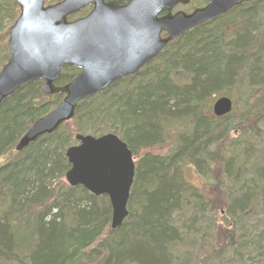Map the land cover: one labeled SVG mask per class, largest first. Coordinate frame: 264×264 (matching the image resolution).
Segmentation results:
<instances>
[{
	"label": "trees",
	"instance_id": "16d2710c",
	"mask_svg": "<svg viewBox=\"0 0 264 264\" xmlns=\"http://www.w3.org/2000/svg\"><path fill=\"white\" fill-rule=\"evenodd\" d=\"M17 16L14 0H0V70L10 58L5 26ZM79 72L65 67L56 86ZM41 86L31 82L0 105V264H264V0L189 30L17 151L64 97ZM221 96L233 110L217 117ZM108 133L136 164L117 229L107 195L66 180L76 134ZM187 166L204 187L186 180Z\"/></svg>",
	"mask_w": 264,
	"mask_h": 264
},
{
	"label": "water",
	"instance_id": "95a60500",
	"mask_svg": "<svg viewBox=\"0 0 264 264\" xmlns=\"http://www.w3.org/2000/svg\"><path fill=\"white\" fill-rule=\"evenodd\" d=\"M15 0L20 14L9 28L10 58L0 70V105L18 89L42 81L41 90L64 95L47 115L37 119L16 144L21 151L71 120L78 104L137 74L173 40L198 25L214 20L231 8L253 0H209L191 13L172 14L189 0H130L125 5L104 0ZM94 5L84 18L68 15ZM166 11L165 15H161ZM162 32L167 36L162 37ZM81 71L65 86H56L64 66ZM232 99L221 96L212 106L217 117L231 113ZM78 144L66 150L70 169L66 180L96 196L107 195L112 206L111 228L122 226L135 179L133 153L118 135L95 137L76 134Z\"/></svg>",
	"mask_w": 264,
	"mask_h": 264
},
{
	"label": "flooded vegetation",
	"instance_id": "af4514ba",
	"mask_svg": "<svg viewBox=\"0 0 264 264\" xmlns=\"http://www.w3.org/2000/svg\"><path fill=\"white\" fill-rule=\"evenodd\" d=\"M15 1V0H14ZM61 1H63V0H50V1H48V2H46V6H48V5H53V4H56V3H58V2H61ZM106 3H109V2H116L117 4H119V5H125V4H127L130 0H104ZM206 1V4L209 2V0L207 1V0H205ZM191 3V0H189V2L186 4V5H183V4H178L177 6H175L173 9H172V11H171V13L172 14H175V13H177V12H179V11H182V12H185V13H191L193 10H195V9H197L198 7H196V8H194L192 11H184V10H181V9H179V7H182V6H187V5H189ZM17 4V3H16ZM205 4V5H206ZM17 6H18V4H17ZM93 7H94V5H88V6H86V7H84L82 10H80L79 12H77V13H74V14H71V15H68V17H67V19H68V21H74V20H77V19H80V18H84V17H86L91 11H92V9H93ZM201 7V6H200ZM19 14H20V8H19V6H18V16H19ZM166 14V11H164V12H162L161 13V15H165ZM17 16V17H18ZM167 36V33L166 32H162V37H166ZM65 67H70V66H64L63 67V69L65 68ZM62 69V70H63ZM80 70V69H79ZM81 71V70H80ZM62 73V72H61Z\"/></svg>",
	"mask_w": 264,
	"mask_h": 264
},
{
	"label": "rangeland",
	"instance_id": "374dc122",
	"mask_svg": "<svg viewBox=\"0 0 264 264\" xmlns=\"http://www.w3.org/2000/svg\"><path fill=\"white\" fill-rule=\"evenodd\" d=\"M205 4H206V1H204V0H191V3L189 5L179 7V9L184 10V11H188V10L192 11L194 8L204 6ZM11 25L12 24H10L8 26L6 25L5 28L7 30H9ZM8 37H9V34H8ZM8 37H7V42H8ZM212 106H213V104H212ZM185 178L192 185H195L197 187H204L205 181L203 180V178L201 177V175L199 174V172L197 171V169L194 166H187L185 168ZM213 193H214V191H213Z\"/></svg>",
	"mask_w": 264,
	"mask_h": 264
},
{
	"label": "bare ground",
	"instance_id": "6f19581e",
	"mask_svg": "<svg viewBox=\"0 0 264 264\" xmlns=\"http://www.w3.org/2000/svg\"><path fill=\"white\" fill-rule=\"evenodd\" d=\"M64 96V95H63Z\"/></svg>",
	"mask_w": 264,
	"mask_h": 264
}]
</instances>
